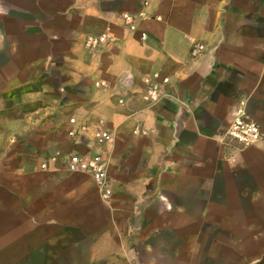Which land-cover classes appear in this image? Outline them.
<instances>
[{
    "label": "crops",
    "instance_id": "1",
    "mask_svg": "<svg viewBox=\"0 0 264 264\" xmlns=\"http://www.w3.org/2000/svg\"><path fill=\"white\" fill-rule=\"evenodd\" d=\"M152 73L170 85L147 105ZM241 100L247 147L224 136ZM71 117L112 142L69 138ZM97 151L109 203L66 167ZM228 260L264 264V0H0V264Z\"/></svg>",
    "mask_w": 264,
    "mask_h": 264
},
{
    "label": "built area",
    "instance_id": "2",
    "mask_svg": "<svg viewBox=\"0 0 264 264\" xmlns=\"http://www.w3.org/2000/svg\"><path fill=\"white\" fill-rule=\"evenodd\" d=\"M121 21L124 27L130 31L136 30L135 15L131 13L121 14ZM146 35L141 33L140 39L145 40ZM105 34L89 35L84 40V48L88 51H95L106 45ZM203 50L198 45L190 50L193 57ZM143 89L141 100L147 105H152L166 94V88L170 85V78L161 77L158 73H152L142 79ZM122 103V101H119ZM69 129L67 136L71 139L83 137L90 134V140L94 146L100 147L109 145L112 142V133L101 126L91 127L86 122H78L75 117L68 119ZM134 134H144L143 131L135 129ZM225 138L240 147H247L262 140L260 127L246 112L245 101H239L234 107L231 119L224 134ZM108 161L100 152L86 154H71L68 156L66 167L71 172L82 173L89 176L95 183L100 199L109 203L112 197V188L107 176ZM45 165L42 164L41 168Z\"/></svg>",
    "mask_w": 264,
    "mask_h": 264
},
{
    "label": "rangeland",
    "instance_id": "3",
    "mask_svg": "<svg viewBox=\"0 0 264 264\" xmlns=\"http://www.w3.org/2000/svg\"><path fill=\"white\" fill-rule=\"evenodd\" d=\"M241 235H242L243 237H247V236H249V234H248L246 231H244V230L241 232ZM212 242H214V241H213V240L210 241V242L208 243V246L211 245V244H213ZM244 258H246V257H244ZM227 263H228V264H232L233 262H231V261L228 260ZM243 264H246V261H245V260L243 261Z\"/></svg>",
    "mask_w": 264,
    "mask_h": 264
}]
</instances>
